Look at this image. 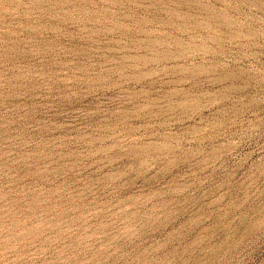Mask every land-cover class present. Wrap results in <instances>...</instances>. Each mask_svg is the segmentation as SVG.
<instances>
[{
  "label": "rangeland",
  "instance_id": "374dc122",
  "mask_svg": "<svg viewBox=\"0 0 264 264\" xmlns=\"http://www.w3.org/2000/svg\"><path fill=\"white\" fill-rule=\"evenodd\" d=\"M0 264H264V0H0Z\"/></svg>",
  "mask_w": 264,
  "mask_h": 264
}]
</instances>
